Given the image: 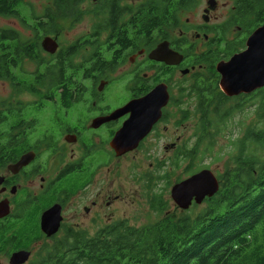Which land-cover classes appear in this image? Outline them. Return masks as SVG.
<instances>
[{
  "label": "flooded vegetation",
  "instance_id": "af4514ba",
  "mask_svg": "<svg viewBox=\"0 0 264 264\" xmlns=\"http://www.w3.org/2000/svg\"><path fill=\"white\" fill-rule=\"evenodd\" d=\"M149 1L136 5L134 0H0V81L14 88L24 84L44 89L40 100L28 105L0 101V264H45L48 254L63 247L62 241L69 236L114 235L119 229L149 225L139 220L142 224L136 226L137 214L122 216L114 208L120 198L113 192L114 183L107 186L103 175L105 180L110 175L119 177L118 162L130 156L155 159L144 172L145 179L136 178L137 195H143L149 208L159 214L153 206L167 205L158 190L163 173L174 158L179 167L183 153L193 149L201 102L222 94L216 65L243 51L247 38L264 25L253 27L252 17L237 15L236 0H223L232 5L226 25H210L227 8L219 0L203 1L200 22L182 21V13L198 8V0H187L185 7L178 8V24L151 31L147 29ZM140 6L146 7L142 35L134 19ZM74 10L79 15L72 23L83 22L87 16L93 23L65 44L58 23L72 17ZM67 12L71 13L66 16ZM227 26L235 28L230 37L224 36ZM46 38L56 45L48 43L44 49ZM161 43L180 57L178 63L150 59ZM26 63L34 66L30 73L23 69ZM45 72L100 73L97 81L90 78L77 87L58 88L43 77ZM159 84H165L168 93L160 117L133 150L118 155L110 143L131 111L113 113ZM206 86L213 92H202ZM71 90L80 91L73 95L79 100L66 101ZM62 93L64 100H60ZM113 93L119 99L108 100ZM249 95L223 96L231 101ZM45 105L50 116H41ZM46 212L50 223L44 231ZM52 228L57 229L48 235Z\"/></svg>",
  "mask_w": 264,
  "mask_h": 264
},
{
  "label": "trees",
  "instance_id": "16d2710c",
  "mask_svg": "<svg viewBox=\"0 0 264 264\" xmlns=\"http://www.w3.org/2000/svg\"><path fill=\"white\" fill-rule=\"evenodd\" d=\"M186 2L150 0L147 29L153 31L178 24V8L185 7ZM236 2L240 8L237 15L252 17L253 27L264 23V0ZM144 8L140 6L134 14L140 35L146 29L141 25L145 22ZM99 73L45 72L43 77L58 88L77 87L85 79L96 80ZM201 91L213 92L208 86ZM56 92L57 89L54 92L57 99ZM79 93L71 90L66 101L79 100L73 96ZM64 94H60V100L65 99ZM246 105L259 109L257 125L245 129L238 138L229 137L232 149L229 160L221 173H213L219 190L204 200L206 206L201 212L191 217L182 211L181 217L166 216L140 229H119L114 235L69 236L62 241L63 247L48 254L45 264H264V88L231 101L222 94L214 100L202 101L194 147L183 153L181 162L189 161V175L207 169L206 166L197 169L195 162L213 156L215 138L221 134L222 127ZM218 155L213 156L215 161L221 159ZM171 167H178L177 159L174 158ZM153 207L159 213L166 209L161 203Z\"/></svg>",
  "mask_w": 264,
  "mask_h": 264
},
{
  "label": "rangeland",
  "instance_id": "374dc122",
  "mask_svg": "<svg viewBox=\"0 0 264 264\" xmlns=\"http://www.w3.org/2000/svg\"><path fill=\"white\" fill-rule=\"evenodd\" d=\"M204 0H198V8L197 12H184L182 13V21L185 19H188L189 22L197 23L201 21V8L204 5ZM134 2L137 4H140L144 2V0H134ZM220 3H225L227 6L226 9L220 10L219 18L216 21H212L210 25L216 26L219 25H226L228 22L229 14L231 11V3H226L223 0H219ZM78 10V9H77ZM74 15L71 17L69 16L66 20H62L58 23V25L62 28L64 31L63 35V41L65 44H68L69 42L73 41L74 39L78 38L80 35L84 34L93 23V19L91 17H86L83 22H73L74 18L79 15V11L74 10ZM71 12H67L66 16L70 14ZM72 15V14H71ZM74 24V25H73ZM18 29V28H17ZM19 30V29H18ZM225 34L224 36H231L233 32L235 31V28L233 26H227L226 29H224ZM24 36H26L24 34ZM24 71L26 73H30L34 69V66L32 64L26 63L23 65ZM186 82H182L181 84H185ZM188 84V83H186ZM89 85V84H87ZM44 94V89L41 86H34L32 88H29L27 85H24L22 87L14 88L13 86H9L8 84L0 81V101L5 100L6 103H9L10 106H15L17 103L28 105L31 103H34L38 100H40L41 96ZM116 94V93H115ZM117 96V95H115ZM108 97V96H107ZM114 93L112 94L111 98H107L108 100L115 101L116 99H119V97L113 98ZM233 104V103H232ZM231 104V105H232ZM251 106V105H250ZM248 106L233 115V117L228 121L226 127H222L221 134L219 137L215 138V146L213 148V156L218 155L221 159L219 161H215L213 159V156L206 157L202 161H196L195 165L198 168H204V166L208 167L207 169L211 172L215 173H221L224 168V164L228 162L229 160V154L232 152L229 142V137L232 139L238 138L241 136L242 132L250 127H254L257 125L256 116L259 112V109L257 110L256 106ZM45 111L41 114V116H50V109H48L49 105H45ZM191 122V121H190ZM194 122V121H193ZM185 126H190V124H186ZM258 127V126H257ZM190 134V130L184 134V137L187 138ZM75 152V149H74ZM75 157H78L77 154ZM155 159H152L150 157L146 156H130L127 160H122L118 162V176L110 175L109 178L106 177V185L109 186L110 182L114 183L115 189H113V192L119 195L118 202L114 205V208H117L118 211L121 213V215H135L137 214L138 222L137 224H134L136 226L142 224L139 222V220L143 223H154L155 221L159 220L160 218L168 216L170 219H174L175 217H181L184 215L182 211H180L170 200L169 196V190L170 187L177 183L178 180H184L188 178L189 171H188V165L189 161L181 162L179 167L177 168H171L170 166L166 168V171L163 173L165 176V179L159 183L158 190L160 191L161 196H163V200L166 201V209L164 210V213L155 214L147 205V203L144 201L142 196L137 195L138 192V186L139 182L136 180L138 178V175L142 176L145 179V173L149 171V163L153 162ZM131 164V165H130ZM128 165H130V168L128 169ZM135 166V168H134ZM133 168V169H132ZM128 169V170H126ZM196 169V167H195ZM135 170V172H132ZM115 169L113 168L112 173H114ZM143 172V173H142ZM148 174V173H147ZM156 175V173H154ZM149 175V174H148ZM134 176V178H133ZM113 179V180H111ZM149 179V178H148ZM154 180L150 177V181ZM145 181V180H144ZM144 181H142V185H144ZM150 183V182H149ZM206 206L205 201L201 202L200 204L196 205L195 207H190L187 211H185V215H189L191 217L195 216L197 213L201 212Z\"/></svg>",
  "mask_w": 264,
  "mask_h": 264
},
{
  "label": "water",
  "instance_id": "95a60500",
  "mask_svg": "<svg viewBox=\"0 0 264 264\" xmlns=\"http://www.w3.org/2000/svg\"><path fill=\"white\" fill-rule=\"evenodd\" d=\"M48 43L56 45L52 40L46 38L42 43L44 49H48ZM166 46V43L159 44L150 53V59L164 62L167 65L178 63L180 57L172 53ZM216 71L220 76V91L226 97L249 95L262 89L264 87V25L254 30L247 38L243 51L233 55L228 62L218 63ZM167 101V87L165 84H159L143 98L131 101L113 113L112 116H116L131 111L130 117L110 143L118 155L131 151L138 145L139 141L148 133L151 125L160 117L161 109ZM19 165H22V162ZM218 190L219 183L213 172L202 169L175 183L171 187L170 198L177 208L187 211L192 204H200L206 198L213 197ZM48 218L49 212H46L42 217L44 231L49 228L47 227L50 223ZM55 229L57 228H52L47 234L54 233Z\"/></svg>",
  "mask_w": 264,
  "mask_h": 264
}]
</instances>
